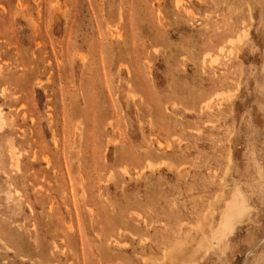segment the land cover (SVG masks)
<instances>
[{"label":"rangeland","instance_id":"374dc122","mask_svg":"<svg viewBox=\"0 0 264 264\" xmlns=\"http://www.w3.org/2000/svg\"><path fill=\"white\" fill-rule=\"evenodd\" d=\"M0 115V264H264V203L197 249L264 189V0H0Z\"/></svg>","mask_w":264,"mask_h":264},{"label":"bare ground","instance_id":"6f19581e","mask_svg":"<svg viewBox=\"0 0 264 264\" xmlns=\"http://www.w3.org/2000/svg\"><path fill=\"white\" fill-rule=\"evenodd\" d=\"M240 40L238 38V40L233 41L239 42ZM244 187L236 186L232 189H225L224 187L222 192L209 203L208 212L210 218H205V224H200L198 225V227L196 226L197 230L201 233L202 236L200 245L198 243L197 249H215L222 254L230 249L229 235L234 234L233 232H235V229L237 230L238 226H240L241 223L244 224L243 221L257 209L256 205L254 204L264 203L263 188H261L260 191L257 192L254 191V189H251L250 192ZM256 194H259V196L253 199V196ZM217 211L219 212L220 219L216 224L213 221V215ZM182 264H195V262L186 261ZM250 264H260V261L251 260Z\"/></svg>","mask_w":264,"mask_h":264}]
</instances>
